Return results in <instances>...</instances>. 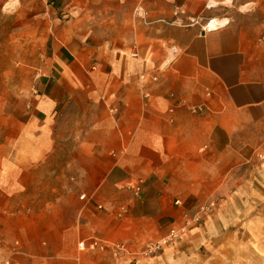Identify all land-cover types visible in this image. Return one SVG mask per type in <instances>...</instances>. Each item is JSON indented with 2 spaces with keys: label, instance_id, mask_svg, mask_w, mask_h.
Wrapping results in <instances>:
<instances>
[{
  "label": "crops",
  "instance_id": "1",
  "mask_svg": "<svg viewBox=\"0 0 264 264\" xmlns=\"http://www.w3.org/2000/svg\"><path fill=\"white\" fill-rule=\"evenodd\" d=\"M217 1L0 0V264H134L79 243L140 250L217 200L190 237L254 188L264 30H204Z\"/></svg>",
  "mask_w": 264,
  "mask_h": 264
},
{
  "label": "rangeland",
  "instance_id": "2",
  "mask_svg": "<svg viewBox=\"0 0 264 264\" xmlns=\"http://www.w3.org/2000/svg\"><path fill=\"white\" fill-rule=\"evenodd\" d=\"M217 2L224 4L218 14L224 22L247 21L264 30V0ZM261 161L254 188L228 201L225 219L187 236L170 257L183 264H264V157Z\"/></svg>",
  "mask_w": 264,
  "mask_h": 264
},
{
  "label": "built area",
  "instance_id": "3",
  "mask_svg": "<svg viewBox=\"0 0 264 264\" xmlns=\"http://www.w3.org/2000/svg\"><path fill=\"white\" fill-rule=\"evenodd\" d=\"M135 16L141 19L146 18V13L143 12L141 6H137L134 10ZM212 20L206 25L204 30L211 29ZM137 56L136 53L133 54ZM144 77V76H142ZM153 81H157L158 78L154 76ZM182 102V101H181ZM204 105L195 106L191 110L195 114H200L205 110ZM135 194H139L141 191L140 185L135 186ZM83 197V196H82ZM176 205H181L180 200H176ZM103 206H99L102 209ZM218 208L217 200H209L200 203L195 212L192 214H184L182 221L179 224H175L170 227L168 232L157 240H151L147 242L143 248L136 250L128 243H113L100 238H92L88 242L82 241L79 243V249L88 252H109L115 261H119L125 257H129L134 264L140 263L144 259L153 258L161 254L166 248L175 246L182 240H184L189 234L197 227L204 226L206 219H209L216 213Z\"/></svg>",
  "mask_w": 264,
  "mask_h": 264
},
{
  "label": "bare ground",
  "instance_id": "4",
  "mask_svg": "<svg viewBox=\"0 0 264 264\" xmlns=\"http://www.w3.org/2000/svg\"><path fill=\"white\" fill-rule=\"evenodd\" d=\"M228 2H230L231 0H227ZM213 4H217L216 2H213ZM217 24H219V25H223V24H225V22H223V21H219V20H217V19H215V20H213L212 21V24L210 25V26H215V25H217Z\"/></svg>",
  "mask_w": 264,
  "mask_h": 264
}]
</instances>
